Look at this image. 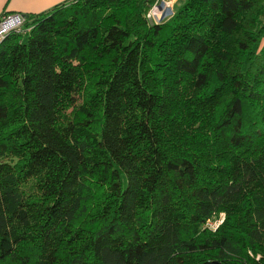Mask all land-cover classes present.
<instances>
[{
    "label": "trees",
    "instance_id": "1",
    "mask_svg": "<svg viewBox=\"0 0 264 264\" xmlns=\"http://www.w3.org/2000/svg\"><path fill=\"white\" fill-rule=\"evenodd\" d=\"M154 1L0 41V264H264V0Z\"/></svg>",
    "mask_w": 264,
    "mask_h": 264
},
{
    "label": "built area",
    "instance_id": "2",
    "mask_svg": "<svg viewBox=\"0 0 264 264\" xmlns=\"http://www.w3.org/2000/svg\"><path fill=\"white\" fill-rule=\"evenodd\" d=\"M175 0H155L146 12V18L150 23L161 22L174 11ZM25 15L20 12H3L0 14V41L10 32L22 33L24 29ZM223 213L208 219L205 226L214 230L222 221Z\"/></svg>",
    "mask_w": 264,
    "mask_h": 264
},
{
    "label": "crops",
    "instance_id": "3",
    "mask_svg": "<svg viewBox=\"0 0 264 264\" xmlns=\"http://www.w3.org/2000/svg\"><path fill=\"white\" fill-rule=\"evenodd\" d=\"M64 1L66 0H0V14L3 12L39 13Z\"/></svg>",
    "mask_w": 264,
    "mask_h": 264
},
{
    "label": "rangeland",
    "instance_id": "4",
    "mask_svg": "<svg viewBox=\"0 0 264 264\" xmlns=\"http://www.w3.org/2000/svg\"><path fill=\"white\" fill-rule=\"evenodd\" d=\"M182 2V0H175L174 1V7L173 8H177L178 5ZM80 99L77 100V102L79 101Z\"/></svg>",
    "mask_w": 264,
    "mask_h": 264
}]
</instances>
